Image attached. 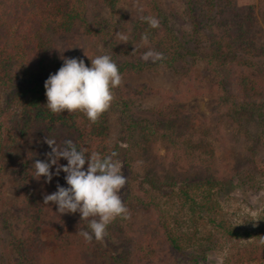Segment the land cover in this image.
<instances>
[{"label": "trees", "instance_id": "16d2710c", "mask_svg": "<svg viewBox=\"0 0 264 264\" xmlns=\"http://www.w3.org/2000/svg\"><path fill=\"white\" fill-rule=\"evenodd\" d=\"M99 2L112 13L120 14L118 20L91 21L90 0H0V90H10V107L6 112L0 110V154L6 153L18 171L13 208L23 237L18 244L20 256L16 259H24L28 264H147L144 260L159 257L164 246L167 252L188 255L192 263L198 264L207 252L200 254L190 249L204 233L208 248L220 246L223 241L251 238L253 232L228 222L214 200L213 191L223 184L219 175L221 165L214 149L211 152L200 149L199 137L204 135L201 129L190 126L182 131L167 115L153 118L155 112L141 117L126 109L124 141L132 149L139 144L144 150L151 139L166 140L169 165L177 170L182 167L185 174L179 173L180 176H171L166 181L157 167L147 172L148 190L167 189L165 194L169 197L161 202L150 195L145 204L152 205L157 215L138 236L126 232V226L121 227L116 221L127 243L125 251L108 250L104 240L85 241L79 231L88 229L89 220L81 219L78 212L60 214L57 205L44 203V196L56 191L58 183L67 186L62 171L58 176L53 175L51 182H46L43 176L39 180L31 176L34 161L47 160L46 154L51 151L46 140H55L58 145L71 140L88 153H115L114 158L119 159L112 143L109 109L93 123L81 111L52 113L47 108L44 82L63 64L58 49L60 42L81 33L99 36L100 40L112 43L110 56L120 72L129 67L140 70L146 63L152 65L150 62L156 66H173L184 51L195 49L190 39L176 34L160 0H149L146 9L137 15L121 14L122 0ZM186 4L192 22L190 37L197 43L204 37L207 53L201 57L216 72L219 79L215 86L219 85V93L231 89L229 79L234 71L235 77L241 79L239 98L231 92L224 97L219 94L218 107H227L221 115L241 126L240 133L248 134L249 124L261 117L258 108H264V0H186ZM144 16L156 17L159 27L151 28L141 19ZM114 25L123 28L124 40L108 37ZM145 43L162 54L161 58L127 56L138 53ZM140 89L139 93L143 94L156 91L151 86ZM192 96L190 91L180 94L175 106L182 111L180 115L185 113V104ZM155 120L159 121V128ZM187 121L192 123L195 118L189 117ZM64 162V158L59 161ZM126 166L132 171L129 162ZM195 166L204 167L205 174L190 176ZM51 170L55 172V166ZM134 180L138 181L136 177H127L124 187L131 188ZM133 198L128 193L121 199L124 204L130 199L144 203L139 196ZM177 206L183 217L174 213ZM261 228L259 240L240 244L225 258V264H264V220ZM48 233L53 237V249L46 240Z\"/></svg>", "mask_w": 264, "mask_h": 264}, {"label": "rangeland", "instance_id": "374dc122", "mask_svg": "<svg viewBox=\"0 0 264 264\" xmlns=\"http://www.w3.org/2000/svg\"><path fill=\"white\" fill-rule=\"evenodd\" d=\"M256 2L257 0H241ZM149 0H122L120 13L128 15L142 14L148 5ZM162 8L176 34L184 39H190V51H184L173 66L165 64L158 65L147 63L140 70L128 68L121 71L122 83L113 90L114 100L109 108L111 115L112 143L118 150V160L122 164V171L126 177L133 176L138 179L132 182V187H124L121 190V198H125L130 193L131 198L139 196L144 200L134 199L127 201V218L117 217L107 227V235L104 237L106 248L112 252L120 253L125 251L126 240L118 230L119 222L121 227L126 226V232L134 233L136 236L142 228L152 221L157 215L155 208L148 204L150 195L158 198L161 202L167 200L169 195L165 194L167 189L148 190L149 184L146 180L147 172L151 169H160L164 180H169L171 176L185 174L182 167L173 169L174 165H169L167 155L170 152L167 141L149 140L145 144V149L138 145L129 147V143L124 141V122L126 121L125 110H130L133 116H146L149 112H155L153 118L168 117L175 120L176 126L180 130H189L190 126H197L204 135L199 137L200 149H207L210 152L214 149L221 165L219 175L223 178L221 187H216L213 191L214 200L219 203L225 218L228 222L246 231H252L249 239H234L224 242L220 246L208 248L204 237L201 235L196 242V246L190 249L200 254L207 252L205 258L202 257L198 264H225L230 252H233L240 244L250 241H258L263 233L261 224L264 220V108H258L259 120H254L249 124L246 133H240L239 126L232 119L223 117L221 114L227 107L219 109V94L223 97L231 92L239 98L238 90L241 79H237L236 71L229 79L231 89L224 93H219V85L215 86L218 76L208 66L206 59L201 55L207 53L206 41L203 37L200 43L194 42V37H190L192 22L187 8L186 0H160ZM118 13H112L99 0H90L89 17L91 21L115 22L118 20ZM121 18V17H120ZM120 20V19H119ZM77 36V37H76ZM70 36L66 41L60 42L58 49L60 57L84 59L87 66L91 65L89 57L101 54L110 55L112 53V43L100 40L99 36H92L87 33ZM76 37V38H75ZM96 37V38H95ZM109 38L119 41L125 39L123 28L114 25L109 31ZM264 41V37H262ZM138 47H136L137 49ZM138 53L127 55L128 57L138 56L139 58L149 57L153 51L151 44L145 43ZM240 49H238L239 51ZM183 52V53H184ZM89 57H88V56ZM248 57V55H246ZM125 58V56H124ZM237 67H232L236 70ZM239 74V73H238ZM233 77V78H232ZM144 86H151L156 91L153 94L139 93L138 89ZM202 88V89H201ZM191 92V99L185 104V113L177 110L180 94ZM146 92V91H145ZM181 92V93H179ZM178 94V95H177ZM9 89L0 90V110L8 111ZM121 101H124L121 103ZM224 101V99H223ZM117 103V105H116ZM220 111H219V110ZM171 112V113H170ZM187 114V115H185ZM153 115V114H152ZM190 115V116H189ZM194 117L195 121L190 123L187 118ZM123 119V120H122ZM158 128L160 127L159 121ZM206 126L208 129H204ZM244 130L245 127L243 128ZM28 145L26 144V148ZM131 148V149H130ZM130 149V150H129ZM132 166V171L128 169L126 163ZM67 161L65 160L64 164ZM17 168L6 153L0 154V264H28L26 260L16 259L19 255V241L23 237V231L18 225L16 213L13 208L16 191ZM131 172V173H130ZM177 172V173H176ZM130 173V174H129ZM166 174L170 175L166 177ZM204 175L205 168L195 166L192 168L190 176ZM165 188V187H163ZM148 190V191H147ZM138 198V197H137ZM146 203V204H145ZM174 213L183 217V212L177 206ZM123 224V225H122ZM261 229V230H260ZM132 236V234H129ZM258 236V237H257ZM46 240L53 249V237L48 233ZM206 248V251H203ZM162 246L159 257L147 258V264H194L188 255H175L167 252Z\"/></svg>", "mask_w": 264, "mask_h": 264}, {"label": "clouds", "instance_id": "9594fccd", "mask_svg": "<svg viewBox=\"0 0 264 264\" xmlns=\"http://www.w3.org/2000/svg\"><path fill=\"white\" fill-rule=\"evenodd\" d=\"M141 19L151 28L159 27L156 17ZM149 55L157 59L162 56L160 53ZM89 58L91 65L87 66L84 59L62 57V66L45 80L46 106L52 113L81 111L95 123L111 107L113 90L122 83L119 67L107 54ZM46 143L51 148L46 154L47 160L34 161L31 176L37 180L43 176L46 182H51L53 175L58 176L62 171L67 186L58 183L56 191L44 196V203L57 205L60 214L78 212L81 219L89 220L88 229H81L79 235L88 242L93 238L102 241L114 219L127 218L128 210L120 196L127 183L122 164L114 158L115 153H88L71 140L63 145L55 140H46ZM61 158L67 163L60 164ZM53 166L55 172L51 170Z\"/></svg>", "mask_w": 264, "mask_h": 264}]
</instances>
